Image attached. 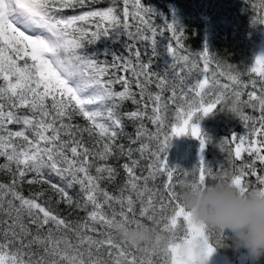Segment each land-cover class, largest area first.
Instances as JSON below:
<instances>
[{
  "label": "snow or ice",
  "instance_id": "1",
  "mask_svg": "<svg viewBox=\"0 0 264 264\" xmlns=\"http://www.w3.org/2000/svg\"><path fill=\"white\" fill-rule=\"evenodd\" d=\"M86 2L88 0H0V157L6 159V163L0 164V171L12 176L10 183H0V215L11 221L0 233V264H207L215 252L211 240L215 229L193 219L191 211L182 203V192L176 189L206 187L212 169L201 155L197 170L183 173L184 177L191 178L178 179L175 177L178 169L169 166L166 152L173 137L191 135L199 140L203 153L211 138L194 122L199 119L197 114L207 116L218 108L227 109L239 117L248 131L246 135L234 134L221 143L234 145L237 160L242 153L253 158L252 163L230 178L229 184L247 193L250 185L244 177L256 176L262 187L255 190L264 194V176L255 171L256 162L264 165V55L255 58L248 70L250 79L247 82L241 79L243 73L233 74L229 66L227 73L221 70L217 74L227 78L228 82L221 84L215 77L211 81L208 78L209 53L205 47L201 53L205 61L203 79L195 77V83H190L196 65L189 62L187 55H178L171 44L167 45L172 57L171 78L168 73L163 76L153 73L151 61H142V53L136 49L135 62L129 59L120 65L125 72L131 73L138 89L136 93L132 91V81L123 76L105 80L107 67L80 53L85 38L90 36L87 42L93 43L101 34L108 35V25L116 30L128 27L127 23L121 25L114 7L71 17L60 15L61 10L83 7ZM124 4L127 5L128 0H124ZM134 6L137 16L153 14L141 0H134ZM124 16L125 19L129 16L127 7ZM97 19L105 23V27L97 23V30L92 31L79 26L80 22ZM141 19L146 23L143 17ZM165 23L167 30L176 36V24ZM150 30V48L155 56L156 29ZM137 32L141 41L149 40L140 29ZM128 35L132 37L131 32ZM180 60L184 65L176 71ZM154 82L159 89L155 94L149 90ZM114 83L121 84L123 90H113ZM166 91L171 93L167 99L163 95ZM189 92L193 93L191 99ZM128 100L138 107L128 112L127 118L140 121L137 140L131 142L147 138L148 142L141 143L136 151L148 159V172L144 176L136 174L138 160L125 163L127 180L117 195L109 193L102 183L114 180L117 175L116 169L106 163L113 155L118 153L129 158L132 155L133 149L125 151L122 144H116L123 130L116 111ZM178 100L183 103L177 106L176 123L171 126L169 135L163 131L166 113L169 102ZM141 104L143 108L139 107ZM149 104L152 105L151 113ZM245 109L256 114H249ZM74 115L82 116L89 126L81 128L72 124ZM145 118L156 125L154 133L145 128ZM10 125L21 127L14 131ZM84 133L95 136L98 147L89 148L83 140ZM46 170L64 184H51L58 194L57 202L85 211L82 221L70 222L38 202L43 192L25 197L20 191L19 186L24 182L51 183L45 178ZM28 173L35 176L25 181ZM160 176L166 177L163 192L148 186L149 180L155 181ZM75 186H79L81 198L78 200L67 191ZM137 202L140 203L139 218ZM106 205L112 209L110 217L104 211ZM113 205L120 206L119 213ZM169 206L171 214L166 213ZM25 218L35 226L34 233L25 224ZM143 219L161 224V232L167 233L162 240L158 235L151 248L131 245L121 235L119 239L113 235V232L120 234L127 228L143 226ZM96 225L109 231L99 233L98 238L93 235L97 233ZM215 231L223 236L222 230ZM33 245L40 249L39 253L32 251ZM156 256L161 259L154 260Z\"/></svg>",
  "mask_w": 264,
  "mask_h": 264
},
{
  "label": "trees",
  "instance_id": "2",
  "mask_svg": "<svg viewBox=\"0 0 264 264\" xmlns=\"http://www.w3.org/2000/svg\"><path fill=\"white\" fill-rule=\"evenodd\" d=\"M142 4L146 8H150L153 11L152 15L141 13L137 16V8L134 6V0H128V4H124V0H88L83 7L67 8L60 12L62 17H71L73 15H81L86 11L105 10L108 7H114L116 14L118 15L121 25L127 23L128 27L119 29H113L111 25H108L109 34L104 36L101 34L100 38L93 43H88L90 38L86 37L84 41V47L80 50L81 54L87 55L100 63L101 66H106L108 69V75L104 77L105 80H116L118 77H125L132 81V91L138 93V89L131 76L130 72H125L120 66L131 59L135 62L134 52L139 49L142 53L141 60L145 63L151 61V71L158 75H165L168 73L171 78L172 73V57L167 52V45L171 44L176 49L178 55H187L189 62L195 63L193 69L194 78L190 80V83H195V77L203 79L204 70L203 65L205 63L201 56V53L205 49L208 50L209 68L208 78L211 81L214 77L220 80V83H226L227 78L219 77L217 74L223 70L225 73L229 71V66L233 71L243 73L241 79L247 82L250 77L247 74L248 70L254 64L255 55L258 50V43L260 40V33L264 20V0H141ZM127 7L129 16L125 19L124 8ZM141 17H143V21ZM174 22L177 26L176 36L166 28V23ZM99 23L100 27H105V23L97 20H90L80 22L79 26L86 29L96 31L95 25ZM156 29L157 54L152 55L150 48V41L152 38L151 28ZM140 29L145 35L149 37L147 42L141 41L137 30ZM147 29V31H145ZM132 33V37H129L128 33ZM182 32V35H181ZM146 44L149 47L145 46ZM183 45V47H181ZM132 48V51H129ZM123 58V59H119ZM184 65V61L180 60L176 71L180 70V66ZM219 65V67H217ZM187 71V67H185ZM255 78V77H251ZM155 81V77H153ZM113 90L122 91L123 86L119 83L113 84ZM149 90L155 94L159 91L156 88L155 82L149 86ZM248 91H251L249 88ZM170 91L163 93L165 99L170 96ZM193 93H188V98L191 99ZM137 99H140L137 95ZM208 99V97H205ZM183 103L182 101H176L175 103L169 102L168 111L166 113L165 126L163 131L169 133L171 126L176 123L175 115L177 106ZM137 105L133 104L131 100L123 102V104L117 109L116 115L122 120L123 130L117 137L116 144L123 145L125 151L129 148L133 149L131 158L127 155H113L106 163L116 169V177L112 181L105 180L102 183V187H105L109 193L119 194V190L125 185L127 180V173L123 168L125 163L131 164V160H138L139 166L135 169V172L139 176L147 175L148 159L142 158L140 153L136 151L140 147L141 143H147V138L138 140L136 143L131 141L137 140V129L139 128L140 121H133L127 118L128 112L137 109ZM139 107L143 108L141 104ZM152 105H148V111L151 113ZM249 114L255 115L251 109H245ZM198 120H194L199 124L202 133L211 138V142L207 144L203 153L207 166L212 169V176L207 177V184L211 185L218 182H229L230 178L238 172L239 169L247 164L252 163L253 158L249 157L246 153H242L241 159L237 160L234 156V145L221 143V140L227 139L235 135H246L247 129L244 127L243 122L235 114L219 108L204 116L202 113H198ZM72 124L79 127H87L88 122L80 115H74L71 121ZM143 124L148 132L154 133L156 131V125L152 124L147 118L143 120ZM12 130H20V125H10ZM31 138V136H30ZM162 138V137H161ZM83 140L89 148L98 147L95 144L96 137H89L87 133L83 134ZM154 147V145H150ZM200 151V142L198 139L191 138L189 135L183 136L178 145L175 147L171 145L167 149V161L169 166L175 167L178 170L175 172V177L178 179H190L191 177H184L185 171L193 173L197 170L200 158L197 152ZM147 153H145V157ZM6 163L4 157H0V164ZM96 163H104L96 161ZM255 171L258 175L264 176V165L256 162ZM94 173V169H93ZM226 173V175H225ZM35 176L34 173H28L25 181L32 179ZM45 178L51 183H35L28 184L22 183L19 188L25 197H29L32 194L43 192L44 195L39 198L38 202L49 207L54 213L70 222L82 221L86 217V212L79 210L73 205L69 208L65 203H58V194L51 187V184H57L64 186L63 182L54 174H49L45 171ZM166 177L160 176L155 181L149 180L148 186L150 188L163 192V184ZM12 180V176L6 171H0V183L8 184ZM246 183L250 185L249 190H255L261 185L258 184L256 176L246 175L244 177ZM178 182V180H177ZM177 191L182 192L184 189L177 187ZM69 194L74 200L81 198L79 186H75L71 189H67ZM135 199V196L133 195ZM167 202V196L164 197ZM157 203L160 202V197L156 198ZM116 212L119 213L120 206L113 205ZM136 214L138 217L140 203L136 204ZM90 210V209H89ZM104 211L110 217L112 215V209L107 205ZM172 207L169 206L166 209V213L171 214ZM131 216V214H129ZM139 218V217H138ZM117 219L120 217L117 215ZM0 221L5 223L0 224V233L11 224V221L3 215H0ZM144 224H150L151 221L143 219ZM25 224L31 227L33 233L35 232V226L30 225L27 218H25ZM47 227V226H46ZM98 238L99 233L109 231L107 228L96 225ZM161 224H156L157 231L163 235L167 233L161 232ZM46 231V229H45ZM43 234V231H42ZM59 235V233H57ZM71 235V233H69ZM113 235L117 239L120 238V234L113 232ZM74 239V238H73ZM211 240L215 247V252L223 255L230 262H237L238 259L243 256L244 261L242 264H250L248 258L242 253L234 252L229 245L231 244V233L223 232L221 237L219 231H213ZM219 240L217 244L216 241ZM150 245H142L140 247L151 248ZM32 251L37 253L40 249L33 245ZM134 251V250H133ZM154 260H160L161 257H153ZM258 264H264V257L260 259Z\"/></svg>",
  "mask_w": 264,
  "mask_h": 264
},
{
  "label": "clouds",
  "instance_id": "3",
  "mask_svg": "<svg viewBox=\"0 0 264 264\" xmlns=\"http://www.w3.org/2000/svg\"><path fill=\"white\" fill-rule=\"evenodd\" d=\"M181 199L194 220L231 233L229 247L245 255L250 264H258L264 257V194L261 191L241 193L229 182H218L203 188H185ZM156 224L152 221L127 228L121 231V238L135 246L154 244L158 235L163 239Z\"/></svg>",
  "mask_w": 264,
  "mask_h": 264
},
{
  "label": "rangeland",
  "instance_id": "4",
  "mask_svg": "<svg viewBox=\"0 0 264 264\" xmlns=\"http://www.w3.org/2000/svg\"><path fill=\"white\" fill-rule=\"evenodd\" d=\"M261 55H264V24L262 26V29H261V33H260V40H259V43H258V50L256 52V55H255V58L257 56H261ZM254 63H255V60H254ZM254 65V64H253ZM197 123V122H196ZM185 136V135H183ZM183 136H180V137H173L172 138V145H174L175 147L178 145V142L180 141V139L183 137ZM191 137V135H189ZM193 138V137H191ZM197 155L200 156L202 155L200 151L197 152ZM244 261V257L241 256L237 262H230L228 261L223 255L217 253V252H214L212 254V256L208 259L207 261V264H242V262Z\"/></svg>",
  "mask_w": 264,
  "mask_h": 264
}]
</instances>
